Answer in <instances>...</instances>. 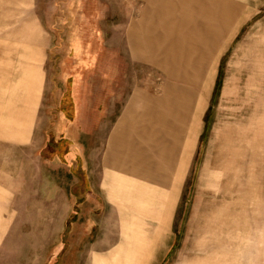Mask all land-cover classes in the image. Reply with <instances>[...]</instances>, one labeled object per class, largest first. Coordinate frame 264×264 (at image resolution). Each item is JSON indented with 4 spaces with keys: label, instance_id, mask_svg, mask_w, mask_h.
I'll use <instances>...</instances> for the list:
<instances>
[{
    "label": "rangeland",
    "instance_id": "obj_1",
    "mask_svg": "<svg viewBox=\"0 0 264 264\" xmlns=\"http://www.w3.org/2000/svg\"><path fill=\"white\" fill-rule=\"evenodd\" d=\"M206 1L0 0V264H96L128 242L145 264H264V0ZM133 103L175 147L149 193L110 156ZM156 198L164 224L140 228L161 234L125 240Z\"/></svg>",
    "mask_w": 264,
    "mask_h": 264
},
{
    "label": "crops",
    "instance_id": "obj_2",
    "mask_svg": "<svg viewBox=\"0 0 264 264\" xmlns=\"http://www.w3.org/2000/svg\"><path fill=\"white\" fill-rule=\"evenodd\" d=\"M152 1H164L168 4V7L172 5L177 6L179 9V14L183 15L188 11V7L191 9L194 8H202V2H207L206 0H152ZM210 2V1H209ZM208 2V4H209ZM207 4V5H208ZM215 6V3L212 2ZM161 12V11H160ZM134 47L137 49V44L139 43V39L136 36H133ZM143 47V46H142ZM140 49V48H139ZM138 50V49H137ZM139 100V98H138ZM135 100V102H138ZM135 103H133L134 105ZM141 108L137 105L133 106V109L129 112L128 118H125V121L122 122L118 126V130L115 133L111 141V152L110 156L112 159V165L115 169H117V173H120L129 183V187L135 191H138L143 187L148 193L149 189H153V186L150 184L154 183L155 187L163 189L165 185L167 186V177L165 172H167L174 162L175 155V147H168L165 143L169 141H160L158 140L160 131L154 129L156 127V121L154 120L155 116L153 115L152 107H146L142 111ZM142 111V112H141ZM159 125V123H158ZM157 125V127H158ZM165 127L161 126V134H165ZM172 143L174 141L172 139ZM172 145V144H171ZM119 171V172H118ZM118 175L117 182L122 181L121 175ZM141 182L142 185L139 188L138 181ZM119 198V197H118ZM118 198L116 197V203L118 202ZM158 198V197H157ZM154 200L150 206H153L157 211L156 217L148 216L149 214H143L141 210L131 209L130 212L132 217L130 219L131 224H124L125 220L121 219L122 229H118L116 225V229L121 230L122 236L125 240H137L140 243H145L147 248V242H150L152 237L159 236L161 231L159 232H148L144 229L142 230L140 226H147V219H154L159 221V223L164 224V220L166 219V212L163 214L161 209L163 208L161 202L159 200ZM149 206V207H150ZM162 207V208H160ZM151 211H149L150 213ZM146 215V216H145ZM126 226L128 228H126ZM125 245V244H124ZM128 248L130 252L127 254H122L123 249L109 257H101L96 260V264H111L112 261H120V262H131L134 260L135 263L139 262V264L148 257V249L145 251L144 246L139 249H131V246L128 242ZM146 256V257H145ZM145 257V258H144ZM142 264V263H141ZM145 264V262L143 263Z\"/></svg>",
    "mask_w": 264,
    "mask_h": 264
}]
</instances>
